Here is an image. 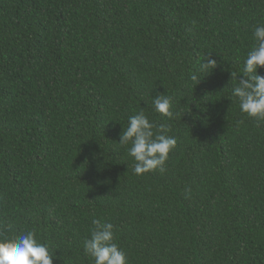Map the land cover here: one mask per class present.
Returning a JSON list of instances; mask_svg holds the SVG:
<instances>
[{
	"label": "trees",
	"instance_id": "16d2710c",
	"mask_svg": "<svg viewBox=\"0 0 264 264\" xmlns=\"http://www.w3.org/2000/svg\"><path fill=\"white\" fill-rule=\"evenodd\" d=\"M258 24L264 0H0V222L36 229L53 264H94L93 218L129 264H264V120L230 82ZM142 107L177 138L163 173L135 175L118 144Z\"/></svg>",
	"mask_w": 264,
	"mask_h": 264
},
{
	"label": "clouds",
	"instance_id": "9594fccd",
	"mask_svg": "<svg viewBox=\"0 0 264 264\" xmlns=\"http://www.w3.org/2000/svg\"><path fill=\"white\" fill-rule=\"evenodd\" d=\"M254 43L247 51L242 73L232 71V96L241 113L247 117L264 120V76L258 70L264 68V24H258L253 32ZM217 60L208 54L189 79L197 85L201 77L217 67ZM152 108L168 120L176 116L172 98L166 93L152 97ZM242 123V121H241ZM170 124H157L145 108L128 117L119 143L126 147L134 159L133 173L137 176L158 170L163 173L169 154L177 147V138L171 134ZM90 236L83 242V249L94 264H129L128 255L116 242V228L112 222L101 218L91 220ZM54 254L47 243L39 238L36 229L22 234H12V225L0 222V264H53Z\"/></svg>",
	"mask_w": 264,
	"mask_h": 264
}]
</instances>
